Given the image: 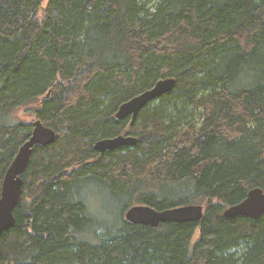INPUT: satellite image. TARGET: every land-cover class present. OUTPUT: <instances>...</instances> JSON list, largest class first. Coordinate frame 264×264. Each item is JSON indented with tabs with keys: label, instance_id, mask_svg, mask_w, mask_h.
I'll return each instance as SVG.
<instances>
[{
	"label": "trees",
	"instance_id": "16d2710c",
	"mask_svg": "<svg viewBox=\"0 0 264 264\" xmlns=\"http://www.w3.org/2000/svg\"><path fill=\"white\" fill-rule=\"evenodd\" d=\"M0 0V195L32 124L36 146L0 264H264V0ZM175 87L131 119L123 103ZM118 135L134 146L100 154ZM136 205H201L197 222L133 224ZM198 233L195 240V234Z\"/></svg>",
	"mask_w": 264,
	"mask_h": 264
},
{
	"label": "water",
	"instance_id": "95a60500",
	"mask_svg": "<svg viewBox=\"0 0 264 264\" xmlns=\"http://www.w3.org/2000/svg\"><path fill=\"white\" fill-rule=\"evenodd\" d=\"M175 79L165 78L158 80L150 89L143 91L132 99L126 101L118 108L115 118L124 120L130 118L132 125L138 113L149 103L160 96L167 94L175 87ZM55 140V131L44 126L39 120L32 123V132L29 139L19 148L14 160L8 167L1 187L0 195V236L14 224L13 211L19 203L21 196L22 179L33 148L45 147ZM137 139L133 136L118 135L113 138L100 139L95 142L94 150L102 154L123 146H134ZM204 208L201 205H187L163 211H157L144 205H136L125 213L126 221L149 227H158L163 223L197 222L203 216ZM264 214V192L261 189H252L240 203L226 208L223 217H248L258 219Z\"/></svg>",
	"mask_w": 264,
	"mask_h": 264
},
{
	"label": "rangeland",
	"instance_id": "374dc122",
	"mask_svg": "<svg viewBox=\"0 0 264 264\" xmlns=\"http://www.w3.org/2000/svg\"><path fill=\"white\" fill-rule=\"evenodd\" d=\"M47 0H44V3L43 5L46 3ZM39 104V101L32 104V105H29V106H25V107H22V108H19L17 109L15 112H14V119L15 120H19V121H23V122H29V123H33L34 121H36L32 115V113L29 111V109L31 108H34L35 106H38ZM198 233L196 232L195 234V237L193 240H195L197 238V235Z\"/></svg>",
	"mask_w": 264,
	"mask_h": 264
}]
</instances>
